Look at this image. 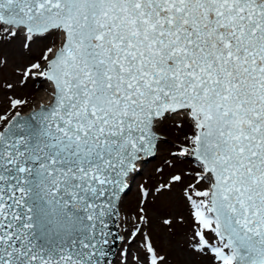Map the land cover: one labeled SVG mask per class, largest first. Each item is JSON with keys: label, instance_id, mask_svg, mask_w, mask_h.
Masks as SVG:
<instances>
[{"label": "snow or ice", "instance_id": "snow-or-ice-1", "mask_svg": "<svg viewBox=\"0 0 264 264\" xmlns=\"http://www.w3.org/2000/svg\"><path fill=\"white\" fill-rule=\"evenodd\" d=\"M0 264H264V0H0Z\"/></svg>", "mask_w": 264, "mask_h": 264}, {"label": "rangeland", "instance_id": "rangeland-1", "mask_svg": "<svg viewBox=\"0 0 264 264\" xmlns=\"http://www.w3.org/2000/svg\"><path fill=\"white\" fill-rule=\"evenodd\" d=\"M10 71H11V69L7 70L5 75L7 76L10 73ZM30 91H31V89H30ZM33 95H35V93H33ZM135 196H136V189H133L132 193H130L129 196L127 197V199H126L125 210L134 207ZM166 210L167 209L163 208V207H158L157 209H155V215L153 216V220H154L153 230H154V232L156 231V224H155L156 217L159 216V215L164 214ZM178 232H182V229H180L179 227L177 228V235H178ZM175 239H176V241H181L182 240V236H180L179 238L176 236ZM162 244H163V241H162ZM163 246L167 247L166 244H163Z\"/></svg>", "mask_w": 264, "mask_h": 264}, {"label": "bare ground", "instance_id": "bare-ground-1", "mask_svg": "<svg viewBox=\"0 0 264 264\" xmlns=\"http://www.w3.org/2000/svg\"><path fill=\"white\" fill-rule=\"evenodd\" d=\"M35 93V98L37 99V100H40L41 99V97L43 96V93L42 92H34ZM27 111V109H25V112ZM180 233L181 232H178V235H177V237L179 238L181 235H180Z\"/></svg>", "mask_w": 264, "mask_h": 264}]
</instances>
